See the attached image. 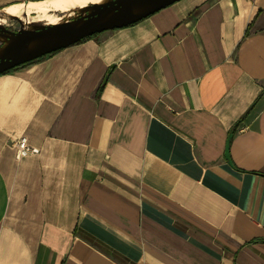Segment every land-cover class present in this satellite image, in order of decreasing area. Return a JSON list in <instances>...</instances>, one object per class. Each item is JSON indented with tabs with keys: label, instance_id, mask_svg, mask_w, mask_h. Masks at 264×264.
Masks as SVG:
<instances>
[{
	"label": "crops",
	"instance_id": "crops-1",
	"mask_svg": "<svg viewBox=\"0 0 264 264\" xmlns=\"http://www.w3.org/2000/svg\"><path fill=\"white\" fill-rule=\"evenodd\" d=\"M0 264H264V0H179L0 73Z\"/></svg>",
	"mask_w": 264,
	"mask_h": 264
},
{
	"label": "water",
	"instance_id": "water-1",
	"mask_svg": "<svg viewBox=\"0 0 264 264\" xmlns=\"http://www.w3.org/2000/svg\"><path fill=\"white\" fill-rule=\"evenodd\" d=\"M176 1L179 0H109L93 5V9L84 16L79 25L67 21L22 30L0 26V32L14 36L11 46L0 57V73L74 44L97 32L130 25ZM138 4L146 6L147 9L140 13L134 12V6ZM106 12H114V15L103 22L101 18ZM39 38L48 39V42L38 48L26 50L30 42Z\"/></svg>",
	"mask_w": 264,
	"mask_h": 264
},
{
	"label": "bare ground",
	"instance_id": "bare-ground-1",
	"mask_svg": "<svg viewBox=\"0 0 264 264\" xmlns=\"http://www.w3.org/2000/svg\"><path fill=\"white\" fill-rule=\"evenodd\" d=\"M109 0H41L31 1L28 3H20L8 6L0 10V23H6L9 19L28 17L27 20L31 22V15L33 21H45V25L59 24L62 22L73 21L76 24H81L83 18L75 21L73 16L78 15L77 12L85 14L86 10H92V6L102 4ZM147 7L143 5H135L133 11L136 13L143 12ZM64 14V17L58 15ZM114 12H106L103 14L101 20L104 22L111 19ZM40 27V26H37ZM34 28V27H28ZM14 40V36H9L6 33L0 32V57L8 50ZM48 42V39H36L26 46V50L38 48Z\"/></svg>",
	"mask_w": 264,
	"mask_h": 264
},
{
	"label": "rangeland",
	"instance_id": "rangeland-1",
	"mask_svg": "<svg viewBox=\"0 0 264 264\" xmlns=\"http://www.w3.org/2000/svg\"><path fill=\"white\" fill-rule=\"evenodd\" d=\"M90 10H86L85 14H83L82 12H77L78 15L73 16L72 20H79L81 18H84V16L86 14L89 13ZM1 15H3L2 13H0ZM59 16L64 17V14L62 13H58ZM35 16V15H33ZM33 16L31 15V22L30 20H27L28 17H23V18H14V19H9L6 23H0V26L2 27H6V28H10L12 30H22L28 27H34V28H38L37 26H44L45 25V21H33ZM1 45V43H0Z\"/></svg>",
	"mask_w": 264,
	"mask_h": 264
},
{
	"label": "built area",
	"instance_id": "built-area-1",
	"mask_svg": "<svg viewBox=\"0 0 264 264\" xmlns=\"http://www.w3.org/2000/svg\"><path fill=\"white\" fill-rule=\"evenodd\" d=\"M14 145L16 147L17 157L19 159L29 154L39 153V149L37 147L32 146L28 142V138L26 136H21L18 139H16Z\"/></svg>",
	"mask_w": 264,
	"mask_h": 264
},
{
	"label": "trees",
	"instance_id": "trees-1",
	"mask_svg": "<svg viewBox=\"0 0 264 264\" xmlns=\"http://www.w3.org/2000/svg\"><path fill=\"white\" fill-rule=\"evenodd\" d=\"M33 61V60H32ZM32 61H29V62H27V63H30V62H32ZM19 66H21V65H19ZM19 66H17V67H19ZM17 67H15V68H17ZM15 68H12V69H10V70H8V71H11V70H13V69H15ZM8 71H5V72H8ZM5 72H3V73H5Z\"/></svg>",
	"mask_w": 264,
	"mask_h": 264
}]
</instances>
